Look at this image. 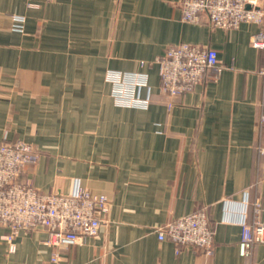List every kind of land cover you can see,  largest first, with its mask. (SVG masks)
<instances>
[{"label":"crops","instance_id":"1","mask_svg":"<svg viewBox=\"0 0 264 264\" xmlns=\"http://www.w3.org/2000/svg\"><path fill=\"white\" fill-rule=\"evenodd\" d=\"M180 1L0 0V142L33 146L37 162L20 178L40 193L80 188L110 201L98 235L66 249L21 230L9 259L0 225V264L247 263L241 224L255 199L264 207V50L250 45L260 27L186 23ZM181 43L214 49L220 70L169 98L154 61ZM111 71L144 75L148 106L116 105ZM202 210L211 256L158 241L157 227ZM252 261L264 264V243Z\"/></svg>","mask_w":264,"mask_h":264},{"label":"built area","instance_id":"2","mask_svg":"<svg viewBox=\"0 0 264 264\" xmlns=\"http://www.w3.org/2000/svg\"><path fill=\"white\" fill-rule=\"evenodd\" d=\"M182 21L191 24H207L211 28L235 30L241 24L252 23L260 30L251 40L254 49L264 50V0H181ZM14 19L20 20L18 17ZM159 79V91L169 98L188 94L203 81L217 76L220 70L217 52L207 46L181 43L168 46L155 59ZM142 67L143 61L139 62ZM264 90V68L259 71ZM141 77H144L143 79ZM214 77V78H215ZM112 98L116 105L146 108L148 99H142L139 91L145 76L136 73L109 72ZM259 122L264 124V108ZM264 154V149L261 151ZM33 146L25 141L8 143L6 135L0 142V225L9 229L4 237L6 255L13 259L16 253L14 240L21 230H43L45 246L57 250L81 245L86 239L96 237L104 217L110 210L109 199L75 188L70 194H43L31 180L20 178L22 168L37 162ZM251 219L246 215L241 224L238 243L240 257L245 264H254L252 248L264 243V207L259 199L251 203ZM158 241L168 240L177 248L188 247L201 251L205 256L213 254V229L205 210L183 216L155 229ZM59 259L54 253L52 261Z\"/></svg>","mask_w":264,"mask_h":264}]
</instances>
